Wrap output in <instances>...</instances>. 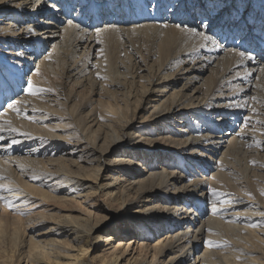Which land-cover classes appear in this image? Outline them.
Masks as SVG:
<instances>
[{
    "label": "bare ground",
    "instance_id": "6f19581e",
    "mask_svg": "<svg viewBox=\"0 0 264 264\" xmlns=\"http://www.w3.org/2000/svg\"><path fill=\"white\" fill-rule=\"evenodd\" d=\"M197 1L199 0H117V5L118 2L124 5H115L116 10L119 8L116 15L113 16L108 8L105 9L110 13V16L106 15V18H109L108 23L114 25L108 24L99 28L102 31L98 34L96 29L87 30L81 27L85 25V19L93 22L94 27L98 21L96 18L102 16L99 14L100 10L104 11L101 9L102 5L95 4V0L92 2L93 7L95 5L93 10L85 9L88 4L86 3L81 6V11L78 14L73 13V16L72 0H0V13L5 12L6 16L36 19L40 15H52L51 19L57 23H54L53 28H59L58 19L62 21L65 18L63 16L69 18L67 26L61 28L65 43H56L51 49L47 48L48 40L59 37L57 31H50L49 34V31H42L39 35L29 25L23 26L22 20L19 26L22 27L19 30L22 33H17L20 38L14 37L18 24L12 29L14 33L7 32L6 27L1 29L4 36L0 37V47L13 51L8 58L0 53V127L8 129L9 124L6 122H10L11 127L17 131H0V136L4 137L0 140V177H3L0 184L18 188L20 191L16 193L19 199L18 204H15L19 210L8 205L2 207L0 213V264H157L160 257H164L160 264H179L182 260H191L193 254H197L194 264H264V173L254 169L256 181L250 179L247 168L234 161L237 153L249 140L242 141L240 137L244 136L241 134L239 138L234 136L235 138L227 140L225 137L231 134L228 131L220 141L213 140V128L214 131L219 130V125H223L227 119H215V116L208 118L210 113L223 114L228 111L235 118H232L234 122L243 120L247 124V120L252 117L243 118L246 104L239 102L238 105L235 101L238 93L247 92L249 89H255L256 97L264 102V0H211L206 6L196 4ZM134 3L141 8L132 18L133 23H137L126 27L125 23L129 21L120 19V13L122 14L125 8L130 11L134 9ZM53 4L55 7H52ZM105 4L108 7L110 5L107 1ZM197 6L206 10L204 21L200 13L197 16L194 12ZM168 9L176 12L175 15L184 14L193 20L184 19L182 23H175L173 17H166L164 11ZM92 17L94 19L89 21L88 18ZM38 20L45 23L44 28H50L47 26L48 21L41 18ZM35 28L39 26L35 25ZM29 29L32 30L31 35L28 34ZM152 33L162 35L158 44L162 64L148 79L142 96L133 102L128 95L123 100L111 92H107L110 99L104 100L106 104H95L90 97L83 102L81 96L75 95L73 89H66V86L59 82L50 84L45 79V72L56 75L57 71H60L67 78L72 77V74L80 77L89 74L86 79H92L99 73L98 77L109 80L110 75L103 76L99 72L102 69L99 70V66L102 67L105 62L111 66L119 59L116 44L120 38L133 36L138 39V36H145L149 39ZM44 34L47 36L42 37ZM205 35L212 39L205 40ZM29 42H33L31 44H34L40 54L43 50L45 53L34 83L38 87L53 89L52 92L35 96L28 92L23 71L24 67H29L31 58H25L27 52L24 51V57H20L19 69L14 66L16 54L22 51L21 45L29 46L28 54H33L30 52L33 45H28ZM74 42L77 43L75 46L85 44L86 50L91 52L98 51L99 45L106 48H101L103 53L96 55L101 54L103 61L95 67L98 69L95 74H91L86 66H83L84 62L80 64L77 56L69 52V47ZM240 52H245V56L241 57ZM151 55L153 54L150 53ZM137 56L139 57V54ZM213 61H216L215 66L212 65L213 74L206 77L202 83V102L190 107V104L185 103L187 100L183 98V94L175 91L168 96V88L178 81L186 80L185 87H192L193 82L203 78L204 72L210 68ZM175 68L177 70L173 71ZM165 70H172V73L166 74ZM254 75L257 77V83L251 86L242 85ZM229 84L237 89V92L231 90L230 93L229 88L225 89ZM93 88L94 86L89 89L90 92ZM156 92H162L161 99L165 97L163 104L151 107L152 109H142V98L146 94ZM63 97L64 100L61 99ZM16 100L21 101L17 105L21 109L19 114L7 106ZM255 101L257 102V99ZM258 109H261V106ZM141 112V120H149L147 126L160 134L170 127L172 119L179 117L180 120L176 121L178 124L184 121L188 127L185 131L190 130L194 135L185 134L186 139H180V143L178 141L177 146L182 147V152L187 151L185 148L188 144L204 146L206 143V147L215 151L225 148L224 152H220L222 163L212 173V179L206 181L202 176L192 174L193 171L187 165L188 161L175 149L153 138L152 132L147 131L146 135L143 130H140L139 134L132 132L134 119ZM175 115L177 116L174 117ZM29 116L35 119H28ZM90 118L91 122L97 124L96 130H93L90 124L88 126ZM203 126L207 127V133L203 132ZM13 140L18 143L13 144ZM257 141L261 143L260 139ZM225 143L226 145H223ZM109 151L117 152L116 159H112L114 162L110 161L113 164L110 170H118L119 174L103 177L102 170L106 167L101 159ZM44 157L50 162L49 165ZM189 157L202 167L204 173L210 170L208 164L201 163L196 154L190 153ZM123 175L136 178L131 186H122L129 189L136 186L135 194L143 200L144 205H138L140 210L133 212L126 219L123 229L119 228V222L124 219L116 214L113 228L108 227L104 233L96 236L98 242L94 250L102 248V251L92 255L91 239L101 222L98 220L101 210L94 214L95 210L92 211L89 207L83 209L82 203L75 205L79 206L78 208H70L69 205L66 206L69 208L62 209L58 206L59 208L54 210L46 199L51 198L50 192L57 194L59 189H77L84 186L85 189L91 181L94 182L92 186L95 185V188L100 185L102 189L113 194L115 184L124 183L121 181ZM33 176L39 178L33 179ZM240 177L244 180L243 183H240V180L238 182ZM213 189L223 195H214ZM4 192L7 191H2L0 195ZM116 195L113 199H119L125 205L136 204L134 196L131 198L121 192L119 197ZM12 196L15 195L5 197L11 198L12 201ZM56 196H53L54 199ZM129 197L132 200L128 201ZM91 199L86 198V203ZM89 206L94 209L93 202L89 203ZM65 210L67 212H64ZM75 212L78 213L74 214ZM117 230L127 235H137L139 241L164 230L166 236L160 235L151 247L143 242V247L153 253L152 262L146 263L137 259L131 262L130 259H125L124 263H121L124 253L117 252L118 247L110 246L115 241ZM208 241L214 242L216 246H209ZM225 241L228 243L225 244ZM202 246L204 250L201 252Z\"/></svg>",
    "mask_w": 264,
    "mask_h": 264
},
{
    "label": "rangeland",
    "instance_id": "374dc122",
    "mask_svg": "<svg viewBox=\"0 0 264 264\" xmlns=\"http://www.w3.org/2000/svg\"><path fill=\"white\" fill-rule=\"evenodd\" d=\"M7 1H12V0H7ZM13 1L22 2L23 0H13ZM106 1L110 3L109 7L106 6V4H105ZM208 1H211V0H199L196 2V4H199V5L204 4L206 6V5H208V3H207ZM92 2H93V0H78V2L76 0H72L73 7L71 9L72 10L71 16L74 15L73 13L78 14V12L81 11V6L82 5L84 6L86 3H88V4L85 5L86 6L85 9L88 10L91 8L93 10L95 8V5L93 7ZM116 2H117V0H95V4L98 3L97 4L98 6L102 5L101 9L104 10V11L100 10L99 14H102V16L101 17L99 16V18H96L100 22L97 21L96 22L97 24L95 23L96 25L94 27H92L93 22H88L87 19H85L84 20L85 25L83 24V26H81V27H83L84 29H87V30H95V29H99L102 27H106L108 24H109V26L114 25V24L108 23L109 18H106V15L110 16V13H108V11L105 9L108 8L109 12L113 13V16L116 15L118 12V9H119V8L117 10L115 9L116 8L115 5H117ZM127 4H128V1H127ZM90 5H92V6L89 7ZM120 5H124V3L118 2L117 6L120 7ZM1 8H3V6ZM73 9H75V10L73 11ZM140 9H141L140 6L138 4H135L134 9H132L131 11L129 9L125 8L123 13L122 14L120 13V15L122 16V17H120V19H124L125 21H127V20L129 21L128 23H125L126 27L133 26L135 23H137V22L133 23L132 18H133V15L136 12H138ZM215 10H216V8L213 10V12ZM218 10L220 11V9H217V11ZM6 11L9 12V9L6 8ZM173 11H175V10H173ZM194 12H195V14H197V16H199L198 13H200L201 18H203L202 20L203 21L205 20V18H204V17H206L205 16V14H206L205 8L201 9L200 6H197ZM164 13H165L166 17L167 16L173 17L175 20V23H180V22L182 23L184 21V19H186L187 21L193 20L187 16L185 17L184 14L175 15L176 12H172L171 9L164 11ZM36 16H37V14H36ZM71 16H70V19H72ZM129 16H131V17H129ZM255 16H257V14ZM63 17H65V18H63L62 21H61V19H58L59 20V24H58L59 28H53L55 20L51 19L52 15H50V16L47 15V16H43V17L40 15V17L37 16L36 19L33 17H26L24 19L23 18L18 19L17 16H15V17L14 16L11 17V15L6 16V13L3 12V13H0V37L4 36L3 35L4 32L1 30L2 28L6 27L8 29L7 32H10L18 24V30L16 32V36H14V37L20 38L21 36L18 34L22 33L21 31L19 32V30L22 29V27L21 28L19 27L21 20H22V21H24V23H22L23 26L29 25L30 28L35 29L39 35H41L40 33L42 31H44V32L49 31L47 34H49L50 31H57V34H59L60 36L57 38H53L51 40L50 39L48 40L49 41L48 42L49 47L47 46V48L51 49L53 47V45H55L56 43H62V44L65 43L64 33H62L63 30L61 28L67 26L69 18H68V16H63ZM38 18H41V20L48 21L49 23L47 24V26H50V28H44L45 23L39 21ZM93 19H94L93 17L88 18L89 21L90 20L92 21ZM65 20H66V22H65ZM202 20H200V21L203 24ZM38 24L43 25V26L42 27L39 26V28H35V25H38ZM55 24H57V23H55ZM14 25H16V26H14ZM115 26H117V25H115ZM12 33H14V32L12 31ZM47 34L42 35V37L47 36ZM123 35H124V33H123ZM124 36H126V35H124ZM161 36L162 35L157 36L155 33H152V35L149 39L145 38V36H142V37L138 36V39L133 37V36L121 37L119 42L116 44V47L119 49V53H118L119 59L116 62L114 61L111 66L108 65V62H105V64H103L102 67L99 66V70H100V68H102L101 71H99V72H101L103 76H107V74H108V76L110 75L109 80L104 79V77L102 79V78L98 77V75L95 74L96 71H98V69H96L98 64H100V61H103L101 54L103 53V51L106 48L99 45L97 48L98 49L102 48L104 50L99 49L98 51L96 50V51L91 52L89 49L86 50L87 47L85 44H80V45L75 46V44H77V43L74 42L73 45H71L69 47V49H70L69 52H71V54L73 53L72 55L77 56V61L80 64H82L84 62L83 66L84 67L86 66L87 70L91 74H95V77H92V79L91 78L89 79V77H88L86 79V77L89 76V74L87 76H84V77H80L78 75L75 76V74H72L71 75L72 77L67 78L65 74L63 75V74H61L60 71L59 72L57 71L56 75H52V74L49 75L48 73L45 72V76H46L45 79L48 80L49 83L50 82H52V83H58L59 82V83L63 84L64 86H66V89H68V88L73 89L74 93L76 92L75 95L81 96V99L83 100V102H85L90 97L89 99L92 100L95 104L96 103L106 104L107 102H105V101H109V99H110L107 92H109V93L111 92V94L112 93L116 94L120 99H123V100H125V98L127 97L126 95H128L130 97V101L133 102L136 98H140L142 96L141 95L143 93L142 91L144 90V86L148 84V79L150 77H152V75L157 70V68L159 66H161V64H162V59H161L160 53L158 51V44L161 40ZM31 43H33V42H29L28 45H33L32 48L30 49V52H33V54H32L33 56L31 54H28L29 52L27 51V48L29 46L26 47V45H21V50L23 52L24 51L27 52V54H25V57H27V58L31 57L29 59V61H30L29 67H24L23 71L25 73V72H29V70H31L30 75L28 77H25V80L30 78L33 82H35L36 80L34 78L40 72L41 62L44 59L45 53L43 50V52H41V54H40V52L37 51V48L34 47V44H31ZM142 45H144V46H142ZM146 47H148V48H146ZM11 51H13V50H10V49L5 50L2 47H0V53H3L4 55H6L7 58L10 57L8 55L11 53ZM97 53L98 54L101 53V54L96 56ZM150 53H152L153 55L150 56ZM138 54H139V57L137 56ZM136 56H137V58H136ZM48 62H51V61H48ZM215 64H216V61H213L210 68L204 72L203 78L197 80L196 82H193L194 84L192 87H190V85H187L188 87H185L186 80L178 81L173 87L171 85V87H169L167 90L168 96H169V94H172L173 92L177 91L178 93L183 94V98L187 100L185 103L190 104V107H193V104H197V103L202 102V100L204 98V88H202V83L206 77H209L213 74V69H214ZM212 65H214V66L212 67ZM37 69H38V71H37ZM172 70H169L170 72L165 70L164 73H166V74L172 73ZM175 70H177V68H175L173 71H175ZM188 76L192 77L193 75H188ZM254 79H256V81ZM75 81L79 82L80 84H76ZM257 81H258L257 77L254 75L250 81H244V83L242 85L243 86H251V84L254 85L255 83H257ZM260 82H262V81H260ZM70 86H72V88ZM93 86L95 89L93 88V91L90 92L89 89ZM227 88L230 89V91H229L230 93H232V91L234 93L237 92L236 91L237 89H235L230 84L225 89H227ZM254 90L252 89L253 93L250 89L247 92L238 93V95L236 97V101H235V103L237 102L238 105H240V103L241 104L244 103V105L246 104L245 105L246 111H244L243 118L247 117L248 119H250L252 117V119H253V120L251 119L252 121L247 120L248 121L247 124H245L243 120L234 122L233 119H235V118L232 115H230V113L228 111H227V113L224 112L223 114L222 113H210L211 116H208V118L215 116L216 117L215 119H218L220 117L223 119H227L225 122H223V125H219V130L214 131V128H213V131L211 133L213 140L220 141V138H222V136L227 131L229 133H231L228 135V137L227 136L225 137V139H227V140L235 138L234 136H236V137L238 136V138H239L241 135L244 136V137H240V138H242V141L244 140L245 142H248V140H249V142L246 143L242 147V149L244 148L246 151L244 152V149L243 150L241 149V151H239L240 153L239 152L237 153L238 158L237 157H236L237 159L234 158V161H236V163L238 165H241V166L247 168L248 177L250 179L256 181L257 176L253 174L254 169H256V171H260V172L264 173V170H262L264 168L261 169L262 166L264 167V148L261 146V143H262V145H264V142H263L264 141V121H262V120H264V109H262V108H264V102H263V99H261V98L258 99L256 97ZM98 92H99V94H98ZM126 93H129V94H126ZM23 94H24V92H23ZM161 97H162V92H156L153 94H146L142 98V109H145L146 107H148L150 109L151 107L153 108L154 106L156 107V106L162 105L163 99L165 97H163L162 99H161ZM91 98H93V99H91ZM61 99L64 100L65 98L63 97ZM159 99H161V100H159ZM254 99L255 100L257 99V102ZM258 102L260 103L261 109H258V108H260ZM249 103H250V105H249ZM251 103H253L255 105L253 106V104L251 105ZM236 108H234V109H236ZM251 110H253L254 112ZM198 114L201 115L200 112ZM141 115H142V112L138 113L137 116L135 117L133 125H132V130H131L132 132H136L135 134H139L140 130H143V133L145 135H146L147 131L152 132L154 134L153 138L158 139V141L162 142L165 146H168V147H171L172 149H175L177 152H179L188 161L187 165L189 166V169L191 171H193L192 174L196 173L197 175H199V177L202 176L206 181L212 179V177H213L212 173H214L216 171V168L222 163V161H221L222 155L220 154V152H224L225 148H221L220 151H215V150L211 149L210 147H206L207 146L206 143H204V146H197L194 144H192V145L188 144L187 147L185 148V149H187V151L182 152V150H181L182 147L177 146L178 141H179V143L182 142V140H180V139H184L186 137L185 134H189L190 136L194 135L190 130L185 131L188 127L186 124H184V121L179 122V124H178L176 121L180 120L179 117H177L175 120L172 119L173 122H172V124H170V127L166 128L163 131V133L160 134L157 131H155L154 129H152L151 127L149 128L147 125H148V122H150V121L149 120H147V121L141 120V118H140ZM170 115H172V114H170ZM147 116H148V114H147ZM176 116L177 115H175L174 117H176ZM255 117H257V118H255ZM259 118H260V120H259ZM88 121H89L88 126L90 124V127H93L92 129L96 130L97 124L95 125V123L91 122V118ZM142 121H144V122H142ZM202 123L203 122H201V124ZM216 123L219 124V122H216ZM174 125H175V127H174ZM202 130L204 133L208 132L207 127H205V126H203ZM220 131H222V132H220ZM213 134H214V136H213ZM254 137H256L257 140L260 139L261 143L257 144L258 141L255 140L256 138H254ZM141 138L143 139L144 136H142ZM252 139L254 142L252 141ZM255 141H256V143H255ZM252 142H253V144H252ZM249 144H250V146H247ZM223 145H226V143ZM216 146H219V145H216ZM259 146L262 148H260ZM195 148L198 151H196ZM250 148L252 151L250 150ZM189 152L191 154H194V155L196 154V157L198 158V160L201 161V163L205 162L206 164H208L210 170L207 173H204L202 170V167H200L194 161L189 159L190 158ZM243 152H244V154H243ZM116 154H117L116 151H109V152H106V155H105L106 157L104 156L101 159L102 164L104 165V167H106L102 170L103 177L106 175H109L111 177H113L114 175L118 176V174H119L118 170H116V171L114 169L110 170L112 165H113L112 163H110V161H112L113 158L117 157ZM44 159L46 161H48L47 158L44 157ZM253 159H254V161H253ZM237 160H239L240 162ZM247 160L250 162H248ZM112 162H114V160ZM253 162H255V163H253ZM12 163L15 164V162H12ZM49 163L50 162L48 161V165H49ZM87 166L90 167L88 164H87ZM251 175H253V177H251ZM242 178L244 179V177H242ZM121 179H122L121 181L124 183L118 182L117 184H115L113 194H112V192L108 193V190L102 189L100 185L95 188V185L92 186V184H94V182L91 181L86 186V188L88 190L86 188L83 189L85 186L84 187H78L77 189H74V188L70 189L67 187L66 189H62V190L59 189V192H56L57 194L50 192L52 195L51 198L49 197L46 199V201L49 200L48 203L50 202L49 204H51V205H49V206H51L50 208L54 209V210H57L59 207H61L62 209L69 208V207H66L69 205L71 206L70 208H72V207L78 208L79 206H75L77 203H82L83 205L82 204L81 205L84 208L81 205H80V207H82L83 209H85V207L86 208L89 207L90 210H92V211L95 210L93 212L94 214L97 212V210H101V211H99V212H101V214H100V217L98 219V220H101V222H100L99 226L95 229V232H93L92 239H91V242H92L91 245L93 247L92 255L99 254L102 251V248L94 250L95 244H96V242H98L97 241L98 239L96 238V236H98L100 233H104V231L108 227L113 228L112 226H114L116 223L114 220L116 214L121 215V219H124L121 222H119V228L123 229L125 222H126V219L128 217H130V215H132L133 212L140 210L139 209L140 206L138 207V205H144L143 200L138 198V196L135 194V187L136 186L134 187V189L127 188V187L132 185L133 181L136 180V178L134 179V178H130L128 175H125V176L123 175L121 177ZM239 180L242 181L241 177L238 179V182H240ZM108 181L110 182L109 179H108ZM179 181H180L179 183H181V180H179ZM243 181L240 183H243ZM103 182H105V181H103ZM123 184L126 185L127 187L123 188L124 187V186H122ZM182 184H184V182ZM82 189H83V191H82ZM120 192L123 193L124 195H130L131 198H133L132 196H134L135 197L134 202L136 204L132 205L130 203H127V205H125L121 202V200L113 199V196L116 195V193H118L116 196L119 197ZM16 193L17 192H8V193L4 192L2 195L3 196L15 195V196H12V198H13L12 201L14 202L13 205H15V204H18L17 200L19 199V195ZM91 194H93V195H91ZM58 195L61 198H59ZM83 195H85V196H83ZM53 196H56V198L54 199ZM86 196H88V197H86ZM130 197H129L128 201L132 200ZM86 198L87 199L93 198L88 202L89 203L93 202V204H94L93 208L94 209H92V207L89 206L88 202L86 203V201H85ZM56 199H59V200H56ZM9 200H11V198ZM51 200H52V202H51ZM67 200H68V202H67ZM93 200L97 201L98 203L97 202L95 203V201H93ZM157 203L158 202H156V204ZM54 205H56V206L54 207ZM72 205H74V206H72ZM6 206H8V204L5 203L4 200H1V202H0V213H2V207H6ZM15 207H17V210H19L18 206L15 205ZM64 212H67V210H65ZM17 213H18V211H17ZM77 213L78 212H75L74 214H77ZM164 231L163 232L161 231L159 234H155V235L151 236L150 238H145V239L139 241V239H137V235H135V236H134V234H128L127 235V234L117 230L116 231L117 233L115 232L116 233L115 234V241H113V245H110V246H112L114 248L118 247V248H116L117 252L124 253L123 261L119 260V261H121V263H124L125 259H130L131 262H134L135 259H137L139 261L146 262V263L152 262L153 253H151V251L148 250V248L143 247V242L147 243L151 247L152 245L155 244V242L158 241L160 235L164 236V237L166 236ZM108 233H112V232H108ZM113 233H114V231H113ZM130 239H132V240H130ZM121 242H122V244H119ZM200 250L202 252L204 250V246H202ZM196 255L197 254H193V257H191V260H189V261L188 260H182L179 262V264H194V262H195L194 257ZM163 259H164V257H160L158 259L157 264H160L163 261ZM184 261H187V262H184ZM197 262H198V260H197Z\"/></svg>",
    "mask_w": 264,
    "mask_h": 264
},
{
    "label": "snow or ice",
    "instance_id": "6c2138e0",
    "mask_svg": "<svg viewBox=\"0 0 264 264\" xmlns=\"http://www.w3.org/2000/svg\"><path fill=\"white\" fill-rule=\"evenodd\" d=\"M38 2H39V0H38ZM28 6L31 7V5H28ZM52 7H55V4H53ZM74 10H75V9H73V11H74ZM69 14H71V13H69ZM38 26H41V27H42L43 25H39V24H38ZM177 27H181V25H177ZM31 31H32V30L29 29V31H28V34H29V35H31ZM96 31H97V33L99 34V32L102 31V29H96ZM203 38H204L205 40H211V39H212V37H210V36H206V35H205ZM217 46H219V45H217ZM245 54H246L245 52H240V53H239V55H240L241 57H244ZM16 56H17V59H16V61H15V65H14V66L17 67V69H19V65H20V57H24V52L21 51V52L17 53ZM25 58H26V57H25ZM37 71H38V69H37ZM30 72H31V70H29V72H25V73H24V77H28V76L30 75ZM97 75H99V73H98ZM26 84H27L28 92H29L30 94L34 95V96H35V95H38V94H41V93H44V92H52V91H53V89H51V88H42V87H38V86H37V85H36V84H35L30 78L26 79ZM20 103H21V101L16 100V101H14L13 103L8 104L7 106H8L9 108L14 109V110L19 114V113L21 112V109H20L19 107H17V105H19ZM25 115H27V113H25ZM28 119H35V118L29 116ZM6 123L9 124L8 129H4V128L0 127V131H5V130H7V131H13V132L17 131L16 128H12V127H11L10 122H6ZM246 126H247V125H246ZM25 135H26V133H25ZM2 139H4V137H3V136H0V140H2ZM12 143H13V144L18 143V141L13 140ZM257 143L259 144L260 142H257ZM261 146H264V145H261ZM253 163H255V162H253ZM38 178H39V177L33 176V179H38ZM0 179H3V177H0ZM2 191H7V192H13V191H16V192H19L20 189H18V188L14 189V188H12V187L9 186V185H6V184H0V192H2ZM213 193H214V195H217V196H221V195H223L222 192H218L216 189H213ZM0 200H4L5 203H7V204L9 205L10 208H11V207H15V205H13L12 201L9 200V199H7V198H6L5 196H3V195H0ZM214 211H216V209H214ZM224 243L227 244L228 242L225 241ZM208 244H209V246H216V245L214 244V242H212V241H208Z\"/></svg>",
    "mask_w": 264,
    "mask_h": 264
}]
</instances>
